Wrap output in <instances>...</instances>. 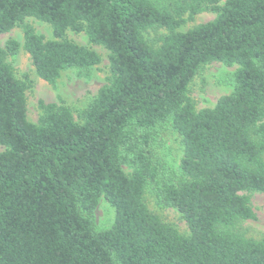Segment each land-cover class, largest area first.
I'll use <instances>...</instances> for the list:
<instances>
[{"label": "trees", "instance_id": "1", "mask_svg": "<svg viewBox=\"0 0 264 264\" xmlns=\"http://www.w3.org/2000/svg\"><path fill=\"white\" fill-rule=\"evenodd\" d=\"M202 12L216 16L180 30ZM14 28L47 84L101 62L67 31L108 52V77L76 116L39 101L31 123L29 79L7 62L20 44L0 47V264H264V236L239 229L264 194V0H0V34ZM212 63L236 67L232 91L196 110L189 86ZM165 125L182 145L176 176L150 149ZM148 187L186 235L150 212ZM101 198L113 221L96 230Z\"/></svg>", "mask_w": 264, "mask_h": 264}, {"label": "rangeland", "instance_id": "2", "mask_svg": "<svg viewBox=\"0 0 264 264\" xmlns=\"http://www.w3.org/2000/svg\"><path fill=\"white\" fill-rule=\"evenodd\" d=\"M215 16L216 14L212 12H202L197 14L193 20L187 21L180 30L186 31L195 25L209 22ZM25 24L30 25L37 34L45 39H52L49 25L32 18L26 19ZM151 36H153L152 32ZM65 38L77 45L95 51L100 55L101 62L92 68L88 76L79 74L76 69L65 70L61 73L55 86H51L35 75L28 54L21 48V28H14L8 33L0 34V47L4 48L7 41L11 39L16 40L20 44L17 54L10 56L7 62L12 66L16 78L20 79L23 75H26L29 79V88L25 93V97L26 115L31 123H36L40 115L39 101L45 104H64L76 116L75 112L85 107L106 83L108 77V52L101 46L90 44L83 32L67 31ZM235 68V66L226 67L221 63H212L199 70L189 86L188 93L196 110L213 107L219 97L232 91L230 80ZM150 149L161 163V169L164 174L178 175V164L182 157V145L180 138L172 131L170 126L165 125L158 129V133L153 137ZM3 150V147L0 146V152ZM123 169L127 173L131 171L127 166H123ZM144 201L150 212L158 215L166 223L173 225L180 234L186 235L188 233L187 224L181 215L175 209L164 207L157 203L150 187L145 191ZM249 201L255 219L242 222L239 229L245 236L259 238L264 236V194L251 193L249 194ZM92 220L96 230H104L111 226L113 209L103 198L99 200L93 212Z\"/></svg>", "mask_w": 264, "mask_h": 264}]
</instances>
